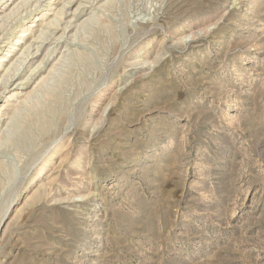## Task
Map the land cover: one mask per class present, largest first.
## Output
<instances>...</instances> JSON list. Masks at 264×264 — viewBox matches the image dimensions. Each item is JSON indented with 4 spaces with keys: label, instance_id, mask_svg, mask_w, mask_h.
<instances>
[{
    "label": "rangeland",
    "instance_id": "rangeland-1",
    "mask_svg": "<svg viewBox=\"0 0 264 264\" xmlns=\"http://www.w3.org/2000/svg\"><path fill=\"white\" fill-rule=\"evenodd\" d=\"M10 19L7 59L49 39L0 91V264H264V0Z\"/></svg>",
    "mask_w": 264,
    "mask_h": 264
},
{
    "label": "bare ground",
    "instance_id": "bare-ground-1",
    "mask_svg": "<svg viewBox=\"0 0 264 264\" xmlns=\"http://www.w3.org/2000/svg\"><path fill=\"white\" fill-rule=\"evenodd\" d=\"M27 3V0H12V2H10V0H6L4 1V3H2L1 7L3 6L5 9L7 6H9V4H13V6L11 7L10 11L4 14H0V29L5 25L7 19L9 20L10 17L12 15H15L16 13L20 12V10L23 8V6L25 7V4ZM71 4V3H69ZM66 6V5H65ZM64 8V7H63ZM79 8V7H78ZM76 7V9H78ZM65 9V8H64ZM67 10V9H65ZM2 11V10H1ZM5 10H3L4 12ZM64 11V10H63ZM73 11V10H72ZM61 12V11H60ZM82 12V11H81ZM63 13V12H62ZM90 17V16H89ZM72 18V17H71ZM87 18V17H86ZM93 18V17H92ZM11 20V19H10ZM58 17L56 16L55 20H51L49 25L51 24H55V22H57ZM89 21V19L85 20L83 22V24L85 25L87 22ZM43 25V24H42ZM46 27V26H43ZM80 28V27H78ZM40 29V28H39ZM81 29V28H80ZM48 31V30H47ZM50 32V31H49ZM27 29L22 30L20 36L18 37V39L16 40V42H21V39L19 38H23L27 35ZM19 34V33H18ZM45 30L42 28L40 34L37 36L39 39L41 38L39 45H37L36 47L33 48L34 44L32 42H30L29 44H27L24 47V50L21 52V54L16 57L14 60V55L12 56V58L7 59L6 55H0V63H3L5 61H11L13 60L10 65L8 66V68L6 69L5 73L3 75H1L2 77H0V91H3L4 89H6L9 85L10 80L14 79L15 77H17L16 79H19L20 81L17 83L18 85H25L27 83L28 80H30V78H32L34 70H30V73H28L26 76H22V73H20L21 69H25L24 64L26 63V61L29 59V57L31 56L32 58L29 59V62H31L32 60H34L37 56V53L41 50L42 46L45 45V41L47 39H49V37H47ZM60 34V33H59ZM63 36V35H62ZM57 37V36H56ZM61 38V37H60ZM53 39V38H52ZM6 41V40H5ZM13 41V40H12ZM50 43V42H49ZM16 44L11 45V49L9 50V53L11 51H13L12 49H16L15 47ZM50 45V44H49ZM55 45V44H54ZM50 51V46L47 49V52ZM5 52V51H4ZM10 56V54H9ZM46 56V55H45ZM45 56H43L42 59L45 58ZM8 57V56H7ZM42 60L40 61V63L38 64V66L40 67V65L42 64ZM33 65V64H32ZM32 65H29V67H31ZM37 66V67H38ZM42 66V65H41ZM3 68V66H2ZM20 73V74H19ZM16 92V91H15ZM17 93V92H16ZM27 99V98H26ZM109 106V104H107ZM21 108V107H20ZM104 108V112H105ZM19 111V110H18ZM11 119V118H10ZM103 119V118H102ZM12 120V119H11ZM80 155V154H79ZM79 161V160H78ZM78 195V194H77ZM80 198V197H79Z\"/></svg>",
    "mask_w": 264,
    "mask_h": 264
}]
</instances>
